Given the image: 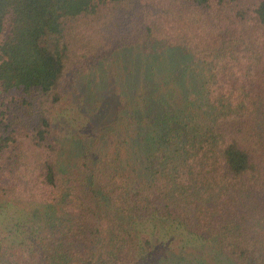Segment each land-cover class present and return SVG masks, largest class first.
<instances>
[{"label": "trees", "instance_id": "16d2710c", "mask_svg": "<svg viewBox=\"0 0 264 264\" xmlns=\"http://www.w3.org/2000/svg\"><path fill=\"white\" fill-rule=\"evenodd\" d=\"M115 55L82 98L129 120V172L65 161L57 122L70 75ZM0 200L34 208L0 264H190L157 249L176 235L264 264V0H0Z\"/></svg>", "mask_w": 264, "mask_h": 264}, {"label": "rangeland", "instance_id": "374dc122", "mask_svg": "<svg viewBox=\"0 0 264 264\" xmlns=\"http://www.w3.org/2000/svg\"><path fill=\"white\" fill-rule=\"evenodd\" d=\"M131 54L132 55L130 57H134L133 55L138 53L133 51ZM124 57L125 56L123 55H115L110 60L104 61L99 67L94 68L86 75H70V79L71 81L73 80L74 83L69 85L70 90L68 96L64 101V106L62 105L63 107L61 108L57 118V122L62 127H65V161L72 163L77 162L84 157V152L89 150L91 156H96L97 153H100V157L114 161V163L110 164V168H123L126 172L131 171V158L127 157L131 149L129 145L122 144L125 137L130 138L128 132H126V126L129 123V120L127 118H125L124 121L121 118L119 119L121 110H118L119 112H116L117 110H109L104 113L105 115L94 116L93 106H95L97 99H92V102L87 104L82 98L85 97L86 99H89L90 97L91 100V96L88 94H92V90L93 92H97V83L102 77L103 79H101L100 83H98V87L100 88L112 86L115 79L114 77H117V75L123 77L124 71L120 72L116 69V67L121 68L123 63L122 59ZM143 67L144 66L141 67L142 72L140 75L142 77L148 76ZM144 68L146 69V67ZM153 72L152 76L158 80V87L162 88L161 85H163L165 90L167 89L168 91L173 92L175 89L173 84L170 88H167L168 84H171L172 80L169 81V83H164L161 80V77H163L165 73L163 71L162 73H156L155 70ZM148 73L150 74V72ZM104 77H108V79H104ZM99 84L101 85L99 86ZM154 89H156L157 92L158 88ZM111 90L112 88L109 89V91ZM104 95L108 98V100L116 101L113 92H109ZM130 108V105L126 106V109ZM121 116L125 115L123 114ZM130 121H132L131 118ZM99 127L101 130L97 133V128ZM120 153H123V155ZM121 159H124L126 164L118 166L120 165L118 163L121 162ZM17 207L18 209L15 210L16 212L14 211L15 214L7 219L8 210L12 208V203L0 200V242L1 239H5V243L7 241L18 239L16 238L14 231L15 224L19 222V217L28 218L29 214L34 211V208L27 204H21V206L19 205ZM14 209H16V206ZM11 213H13V211ZM148 227H150V229L153 228V226L150 225H148ZM161 227V224H156L153 229L159 233L161 231ZM154 230H152V232H154ZM149 232L150 230L148 228L147 234ZM179 236L176 235V237L171 240L172 242L168 241L166 244L168 247H164L161 250L160 248L162 243L158 242L157 249L160 251V255L171 256V254H173L172 257L174 259L183 260L185 263L187 261V263L190 262V264L193 262H198V264H226L222 260V257H218L216 255V251L211 244H198L195 242L187 243L183 240V237ZM166 238L167 237H164L161 241L163 240L162 242L165 241L166 243Z\"/></svg>", "mask_w": 264, "mask_h": 264}]
</instances>
